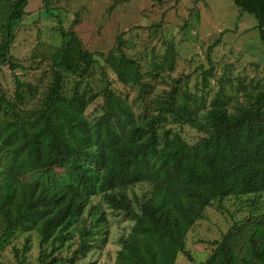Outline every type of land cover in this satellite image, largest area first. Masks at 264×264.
Segmentation results:
<instances>
[{"label": "trees", "instance_id": "obj_1", "mask_svg": "<svg viewBox=\"0 0 264 264\" xmlns=\"http://www.w3.org/2000/svg\"><path fill=\"white\" fill-rule=\"evenodd\" d=\"M233 3L256 19L264 45V0ZM27 4L28 0H8L0 24V66L10 72L19 67L9 51ZM56 31L64 41L52 56L51 81L40 106L27 111L19 108L25 100L24 85L16 76L14 102L0 97V148L6 158V174L0 180L4 224L0 245L17 231L35 229L42 249L62 238L63 228L83 214L93 196L100 195L112 210L134 222L120 241L115 264H175L179 254L197 264L185 250V237L203 219L205 208L214 201L264 193V92L230 112L219 91L199 113L195 99L172 90L157 113L141 121L115 97V110L104 111L91 124L85 111L98 95L86 96L77 84L69 96L63 91L67 77H88L96 60L74 31H64L61 25ZM121 47L118 37L105 65L122 84H140L139 65ZM172 56L171 48L165 63ZM211 75L205 72L203 83ZM102 94L105 100H113L107 86ZM168 117L206 136L188 145L177 132L163 128ZM80 157H91L93 163ZM55 169L66 174L56 179ZM40 171L48 174L44 184L20 182L26 174ZM140 183L148 184L152 192L135 211L124 190ZM212 245L215 250L205 264H264V215L253 222L247 257L239 263L230 246V232ZM28 249L26 240L21 252L13 249L15 258L24 262ZM49 257L41 251L38 264H57L55 257Z\"/></svg>", "mask_w": 264, "mask_h": 264}, {"label": "rangeland", "instance_id": "obj_2", "mask_svg": "<svg viewBox=\"0 0 264 264\" xmlns=\"http://www.w3.org/2000/svg\"><path fill=\"white\" fill-rule=\"evenodd\" d=\"M7 2L0 0V24L5 20ZM60 25L64 31H74L96 60L88 77H67L63 91L69 96L77 84L86 96L98 95L85 111L91 124L104 111L115 110V97L141 121L156 114L172 90L195 99L199 113L208 108L219 91L230 112L248 105L255 93L264 92V45L257 21L241 13L233 0H48L46 7L44 0H28L9 51L19 67L10 72L7 66H0V97L14 102L16 76L24 85L25 100L19 108L27 111L40 106L51 81L52 56L64 41L56 31ZM118 37L121 50L139 65L140 84H122L104 63L108 53L116 50ZM171 48V62L165 63L164 56ZM209 71L212 75L203 83L204 73ZM105 86L113 94L112 101L102 94ZM163 128L177 132L188 145L206 136L174 124L170 117ZM79 159L93 163L91 157ZM5 163V152L0 148V180L6 174ZM65 174L63 169L53 171L56 179ZM46 178V173L31 172L20 182L44 184ZM124 192L134 210L139 211L152 188L140 183ZM263 215L264 193L214 201L186 234L185 250L195 263L205 264L215 250L212 242L230 232V246L239 263L247 257L253 222ZM133 224L96 195L83 214L63 228L62 238L42 249L35 229L17 231L7 244L0 245V264H38L41 251L55 257L57 264H115L120 241ZM3 229L0 217V236ZM26 240L29 249L21 262L13 249L21 252ZM175 264L191 263L179 254Z\"/></svg>", "mask_w": 264, "mask_h": 264}]
</instances>
